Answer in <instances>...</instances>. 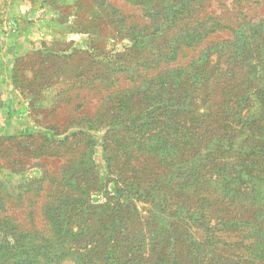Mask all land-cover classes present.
<instances>
[{"label":"rangeland","instance_id":"rangeland-1","mask_svg":"<svg viewBox=\"0 0 264 264\" xmlns=\"http://www.w3.org/2000/svg\"><path fill=\"white\" fill-rule=\"evenodd\" d=\"M74 61L88 63L78 64L79 77L92 69L103 82L85 79L64 93L69 81L58 69ZM46 66L56 70L40 87L36 73ZM6 78L21 94L7 110L13 96L0 95V197L25 198L10 204L28 227L24 205L36 194L37 226L53 240L0 222V264H48L55 256L54 264H264V160L247 155L252 141H241L253 137L246 129L264 104V0H0V89ZM104 108L113 112L109 122L71 120ZM76 131L95 141L96 174L84 193L75 191L88 173L80 164L85 144H57ZM246 157L259 162L241 173ZM46 173L51 180L28 191ZM65 176L71 187L46 196ZM137 179L129 195L125 184ZM77 206L83 215L68 218ZM96 218L93 238L87 230ZM114 219L120 232L101 242ZM88 239L96 249L89 255ZM129 244L134 250L123 255Z\"/></svg>","mask_w":264,"mask_h":264},{"label":"trees","instance_id":"trees-1","mask_svg":"<svg viewBox=\"0 0 264 264\" xmlns=\"http://www.w3.org/2000/svg\"><path fill=\"white\" fill-rule=\"evenodd\" d=\"M198 32H196L197 34ZM188 36V40L190 42V44H193L194 43V39L195 38V35L191 36L189 34H187ZM197 36V35H196ZM202 37L199 35V37L197 38L198 40L201 39ZM32 54H34V52H32ZM159 53H156V56L158 55ZM75 58V54H72L70 55V59H74ZM158 59H161L158 57ZM98 60V59H97ZM80 62L79 61H74L72 63H69V65L63 67V69H58L59 70V75L60 74H64L66 77H68V81H69V84L67 85V88L64 90V93H67L68 91H73L74 88L75 89H81L84 85V80L86 79V82L87 81H100L101 83L103 82L102 80L100 79H103V75H102V78H101V75L100 74H96L95 71H93L92 69H90L89 71V77L85 76V74L82 75V77H79L78 73H76V68L78 67V64ZM98 63V61H93L92 62V65L91 67ZM88 63H80L79 64V67H82L84 65H86ZM56 70V67H50V66H46L45 68H43L42 70L38 71L37 74V77L39 79L40 78H43L42 81H40L38 84L40 87H43V86H48V83H50V77L52 74H54V71ZM57 70V71H58ZM40 73V74H39ZM87 74V73H86ZM17 80V79H16ZM80 87V88H79ZM113 93L114 92H111V94H109L107 97H113ZM264 99V98H263ZM264 102V101H263ZM108 104V102H107ZM109 106H112V103H109ZM262 109L257 113H255V115L253 116H258V118L255 120L252 121V125L247 127L246 131L248 133H252L253 134V137H246V138H243L241 141H243L244 143L248 142V141H252L251 142V145H250V152L247 154V155H254L255 153H259L262 155V158L264 160V144L263 143V140H264V137H261V135H264L263 132V129H259V128H262L263 125H261V121L264 120V104L261 105ZM105 109V110H104ZM102 111V113H99V115H94V116H90V115H87L85 113H82V112H78L76 114V116H73L71 117V120L72 121H77L79 124L80 123H83L86 121V119L89 120V123H94V122H97V123H101V122H105L107 120V122H109L110 118L113 116V112L112 110H107L106 108H104ZM110 111V112H108ZM100 112V111H99ZM142 113L143 111H138V113ZM107 114V115H106ZM86 116V117H85ZM79 120V121H78ZM255 127V128H254ZM247 133V134H248ZM246 134V135H247ZM261 137V138H260ZM74 143H80L81 145L82 144H85V156L84 158L81 159V166L84 167V168H87L85 171H88L87 174L85 175H81V181H79L80 183L77 185L78 188L77 190L75 191L76 193H78V190H82L83 193L84 191L86 192L87 189H84V184L85 185H89L90 184V174L91 173H94L96 174V171H94V163L92 162V154H93V148H94V144H95V141L93 140L92 137L88 136L85 132L83 131H76V132H73V133H69L66 137H64V139H62V141H59L57 142V144L59 145H63L64 147L66 148H73V144ZM246 163L245 162H241V173L244 171H247L248 169H250L251 171H253V168L256 166V164L259 162V160L255 159V158H252V159H249V157H246ZM106 161L108 163L107 165V169L108 171H111V167L109 165V158H106ZM139 163H143L141 160L140 161H137ZM261 164H263V162H261ZM67 169H71L72 168V165L70 163H68L67 165ZM137 167V165L135 166ZM244 167V169H243ZM66 169V170H67ZM69 172V171H67ZM262 172H264V170H261L259 171L260 173V177H263L264 175L262 174ZM140 173V172H139ZM49 173H46V176H44V178L40 179V180H34L32 182H30L28 184V191H31L30 189L33 188V186L36 184V183H43L45 180H51V178H49ZM53 176L55 175V173L52 174ZM64 177V176H63ZM256 182H259V179H258V176H256ZM65 179V181H64ZM62 179V181H64V183L60 182V179L58 180V178H55L52 182V185L49 186L48 190H47V194L46 196H49L48 192H51L52 194L50 195V198H54L56 195V193L58 191H60V189H67V187H71L70 185L73 184V179L71 176H68V178H65ZM132 184V185H131ZM131 184H125V188L127 190V192L129 193V195H135V193L131 190L132 187H135L137 186L136 184H141V180L137 179L136 183H131ZM116 193H117V196H123L124 194V188L120 186L119 183L116 182ZM44 188L43 186L41 185L40 188H39V191H43ZM33 191V190H32ZM32 193V192H30ZM255 193H257L256 195L254 196H248L249 199H252L249 203V201H247L246 204H248L249 207H252L254 206L255 204H257V198L259 196V194L261 192H258V191H255ZM143 192L141 191L139 193L140 196H143ZM216 193H214V196H215ZM79 194L76 195V197L78 196ZM35 197L37 198V195L36 194H33V196L31 198H29L28 200V204L24 205L26 209H28L27 211V214L28 216H26V218L28 219L27 220V223H28V227H24V223H21L19 222V219H17L14 214L15 212L12 211L13 210V206H11L10 203H12V205L15 206L18 205V204H21V201L24 202L25 198H23L22 195L16 197V196H13L9 193H6L3 197H0V215H2L0 217V222H3L7 227H11V232L13 233H20V235H24L25 237H29V236H37L38 235H42L38 241H44V243H49L51 242L53 239L50 235V233L45 232L43 233V231L41 230V227L39 228L37 226V222H36V219H37V210L36 208L34 207L35 204H36V199ZM49 198V197H48ZM84 199H86V197H84L82 194L80 195V200L83 201ZM215 200V199H213ZM219 199H217L218 201ZM8 201V203L6 202ZM220 201V200H219ZM48 201H46L45 204H47ZM54 203H50V205L48 206L50 210H54L57 209L56 208V205H53ZM264 206V205H263ZM84 207H73V208H70L68 210V214L70 215L68 218H70L71 216L73 217H79V216H82L83 215V209ZM96 207H88V209H93ZM87 209V210H88ZM256 210V209H255ZM53 211V213H54ZM101 215V213H100ZM2 219V220H1ZM98 219L96 218L94 220V222L92 223V225L89 227V229L87 230V232H91L93 234V238H96L99 235L100 231L101 230V227L98 225ZM81 224V223H79ZM76 225L78 227V229L80 231H83L85 230V227H81V225ZM126 225V224H125ZM128 226V224H127ZM119 227H122V225H120L119 223L116 222V220H111L109 222V224L107 225V228H108V234L109 235H105V236H102L100 237L99 239L101 240V242H105L106 241V238H108L109 241H112L114 240V237L118 234V232H120V228ZM124 228V227H123ZM127 229H125L126 231ZM70 233V234H69ZM69 233H67V235H65L64 237L65 238H69L71 237L72 234H74V228L71 226V229L69 231ZM128 234V233H127ZM94 239H88V241L84 244L86 246H84V253H87L88 255L93 253V251H95L96 249L93 248H87V246L91 245V243H93L94 241H92ZM109 242L107 243H103L106 245V249H111V245L109 246L108 244ZM128 247H125L123 248L122 252H123V255L125 253H129L130 250H134L133 248H135V246L131 244L127 245ZM118 246L115 247V249H118L117 248ZM81 248V247H80ZM113 250V249H111ZM84 253H81V255H84ZM52 259H50V262L48 264H54L56 263L55 261L59 260L57 259L58 257L55 256V257H51ZM146 260L145 256L143 255L142 258H141V261H144ZM121 264H127V262H121Z\"/></svg>","mask_w":264,"mask_h":264},{"label":"crops","instance_id":"crops-1","mask_svg":"<svg viewBox=\"0 0 264 264\" xmlns=\"http://www.w3.org/2000/svg\"><path fill=\"white\" fill-rule=\"evenodd\" d=\"M13 83L6 78L4 85V88L0 89V95L2 96V98H4V100H6V97H11V95L13 96V98H10V101H6V103H3L4 108L7 110L10 106H17L20 103V92L17 91L15 89V86L12 85ZM0 100H3V99ZM6 120V119H5ZM7 122V121H6ZM8 123L11 124L8 120ZM8 125V124H7ZM10 125H8L9 127Z\"/></svg>","mask_w":264,"mask_h":264}]
</instances>
